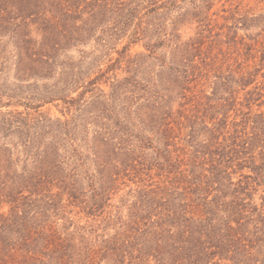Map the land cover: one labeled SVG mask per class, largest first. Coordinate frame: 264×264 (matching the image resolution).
<instances>
[{
    "label": "trees",
    "instance_id": "trees-1",
    "mask_svg": "<svg viewBox=\"0 0 264 264\" xmlns=\"http://www.w3.org/2000/svg\"><path fill=\"white\" fill-rule=\"evenodd\" d=\"M217 1L183 40L179 0H0V106H103L85 153L69 120L0 111V264H264V49L238 38L261 16L225 39Z\"/></svg>",
    "mask_w": 264,
    "mask_h": 264
},
{
    "label": "rangeland",
    "instance_id": "rangeland-1",
    "mask_svg": "<svg viewBox=\"0 0 264 264\" xmlns=\"http://www.w3.org/2000/svg\"><path fill=\"white\" fill-rule=\"evenodd\" d=\"M178 2V7H176L173 12L170 14V16L166 20L168 32H171V18L174 16V14H185L182 19L183 23L180 26V29H178V33L182 35L183 40H187L191 36L195 35L199 23L197 22V19L199 17L197 16V13H195V10L192 7L191 0H184ZM159 3H162L160 1ZM241 4V5H240ZM240 5L239 11L241 13L236 14V18H242L245 15H248L250 18H257V16H261L260 21H249L252 26L245 27L243 23L239 24V30H238V38L239 40L244 38V42L249 45H254L258 49H264V0H218L215 4V6L211 9L209 15L210 18L214 20V25H216L215 32H223L225 35L223 38L227 39L226 33H230L231 27L233 28L234 23L236 21L234 20L233 14L231 10L238 11L237 7ZM248 11V12H246ZM173 14V16H172ZM229 17L228 20L225 18ZM179 28V27H178ZM247 28V29H246ZM235 28L232 29V34L234 33ZM129 34L126 35L121 42H119L116 45L115 50L109 55V58H113L111 62H108V57L103 58L104 63L101 65L104 69L108 67L109 64H112L117 60L118 57H120V53L122 52L124 47L129 44ZM147 42V39H143L139 41L138 43L133 44L128 54L131 57H134L138 53H145L146 55L150 54V51L145 47V44ZM92 42L87 44L86 46H83L82 49L85 51H92ZM166 51L165 49H160L158 51L159 54H164ZM75 56L77 57V53L74 52ZM97 57L96 53L91 55L89 57L90 60ZM103 62V61H102ZM148 65L151 67H154L159 64L158 60L150 59V61H147ZM154 65V66H153ZM125 65H123L124 67ZM158 67V66H156ZM120 74V77L127 76L126 73H124L122 70L118 71ZM9 76L13 75L12 71L8 72ZM12 82V80H10ZM101 87L105 89L106 93L109 94L110 92V83H102ZM77 96V94H74ZM90 94H88L89 96ZM103 106H82V110L78 111L75 108H73L71 111L68 109L67 106H64V104L59 100L55 103H49L45 106H41L38 111L32 108H27V106L21 104L19 106H0L1 112H7L12 110H18V111H24V112H30L35 115L38 113H42L45 115H48L49 117L53 119L60 118L62 121H70V128L71 133L76 141L77 145H82V151L85 153L87 152L86 148V141H91L93 139V136L95 134V131L97 130V126L94 124V121L96 120L95 117L97 116V111L100 110ZM258 108L257 106L255 107ZM264 110V107L261 108ZM137 108L135 106H132L130 110L123 109L121 106L118 107V112L116 119L118 121L124 122L127 127H129L131 130H136L135 125H139L138 121H140L141 118H139V115L137 114ZM129 115V123L124 121L126 118L125 116ZM143 119V117H142ZM13 140H17V137L14 136L12 138ZM69 139L66 140L68 142ZM65 144V143H64ZM66 148H70L68 144H66ZM69 150V149H68ZM131 186H134L131 184ZM130 187H123L122 190H120L117 194V196L113 199L112 204H120V199H123L125 201H134L133 197H130L127 195L128 191L130 190ZM76 211H79V208H76ZM86 219H83L82 223L85 222ZM99 225V223H97ZM101 230H98V233H101Z\"/></svg>",
    "mask_w": 264,
    "mask_h": 264
}]
</instances>
